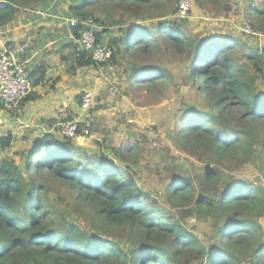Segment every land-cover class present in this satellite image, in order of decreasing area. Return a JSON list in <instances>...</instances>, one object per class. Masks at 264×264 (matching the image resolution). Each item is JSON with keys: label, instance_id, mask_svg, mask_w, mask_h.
Listing matches in <instances>:
<instances>
[{"label": "trees", "instance_id": "obj_1", "mask_svg": "<svg viewBox=\"0 0 264 264\" xmlns=\"http://www.w3.org/2000/svg\"><path fill=\"white\" fill-rule=\"evenodd\" d=\"M261 1L259 7L251 3L247 8L254 33L264 32ZM101 5L127 6L138 19L145 7H154V0H0V29L21 10L51 14L65 7L66 18L79 23L92 19L101 28L96 41L113 49L109 64L160 44L181 54L183 80L196 86L207 106L204 112L188 109L179 132L169 140L178 151L205 159L212 168H202L201 182L208 188L199 194L188 177L170 180L167 202L171 208L187 204L196 216L209 220L213 243L199 240L139 188L130 160L134 145L108 149L95 144L101 151H94L47 134L29 151L14 153L18 163L9 156L13 139L8 134L0 136V264H264V230L258 223L264 219V189L224 178L222 172L225 165L238 167L257 153L264 156V51L240 39L225 43L213 36L206 41L186 35L180 28L183 19L148 28L132 24L108 37L109 24L94 14ZM81 29L79 24L70 31L77 36ZM68 46L76 68L97 67L87 54L76 56L73 45ZM46 69L42 64L29 75L33 86L44 80ZM155 69L136 64L131 76L139 86L156 80L165 84L166 72ZM47 179L75 192L78 213L92 231L52 208Z\"/></svg>", "mask_w": 264, "mask_h": 264}, {"label": "rangeland", "instance_id": "obj_2", "mask_svg": "<svg viewBox=\"0 0 264 264\" xmlns=\"http://www.w3.org/2000/svg\"><path fill=\"white\" fill-rule=\"evenodd\" d=\"M251 3L259 7L262 1L202 0L196 2L190 0V11L184 18H179L176 15L177 0H154V7H145L138 19H133L132 15L126 11L127 6L124 5L115 9L108 7V5H101L95 9L94 14L101 21L109 24L107 28L108 37L117 36V31L120 28H126L132 24H140L148 28L160 21L171 22L183 19L184 22L180 28L182 27L186 35L206 41L209 40L210 36H213L217 40L224 39L223 42L225 43L240 39L254 48H262L264 32L256 33V35L245 33L247 26L251 29L254 24L247 11ZM117 23H120V26H116ZM95 25L97 26V24ZM116 59L104 67L105 75L107 74V77H111L112 74L116 75L122 78L123 84L112 85L114 92H106L105 95L101 96L97 107L92 111L103 108L102 102L107 96L111 95L112 101L118 98L117 96L113 97V94L124 96L121 99L125 101L124 109H128L126 114H123V109L117 105L114 107L116 110H112V112L118 114L117 116H122L119 119L125 117L132 120L137 119V123L131 124L127 123L126 119L123 121V133H132L134 139L121 138L119 132H111L114 125L109 126L104 122L98 123L93 117V126L88 133L89 135L93 134L94 139L86 135L85 139L82 138L76 142L77 145L94 151L100 150L95 144L108 149H111L112 146L118 148L134 145L136 150L134 149L130 155V160L133 163L132 168L135 170V179L139 188L154 196L161 207L170 211L176 220L199 240L212 245L214 229L210 221L202 220L196 216L192 207L187 204H184L182 208H171L167 202L166 191L170 180L181 177L191 179L197 194L202 192L204 188H208L205 183L202 185L201 170L203 167L212 168V166L205 159L192 157L178 151L169 140V137L179 132L188 109H194L197 112L205 111L207 103L204 101V95L190 80H183L184 61L181 54L172 52L164 44L144 53L133 51L132 57H117ZM136 64L154 67L156 71H165L168 76L167 82L162 84V81L156 80V83L149 86L147 83L139 86V80L131 76V67ZM142 77L144 76L142 75ZM260 88L264 89V87ZM106 102L109 103L110 99H106ZM130 104L142 109L135 114L134 109H130ZM105 112H107V117L111 118L109 115L111 111ZM102 131L108 133L101 136ZM102 140L104 141L102 142ZM16 148L17 144L12 143L9 156L20 163V158L13 155L16 153ZM222 172H224V178L227 176L228 179L243 181L264 189L263 155L259 157L257 153L250 161L244 162L238 167L235 163L225 165L222 167ZM46 186L48 200H50L52 208L63 212L68 219L77 218L80 220L83 230L92 231L90 224L80 217L75 206L76 194L70 187L52 179H47ZM258 223L264 230V219L258 220Z\"/></svg>", "mask_w": 264, "mask_h": 264}, {"label": "crops", "instance_id": "obj_3", "mask_svg": "<svg viewBox=\"0 0 264 264\" xmlns=\"http://www.w3.org/2000/svg\"><path fill=\"white\" fill-rule=\"evenodd\" d=\"M62 10L66 8H58L51 14L44 13L43 17L36 16L34 10H21L11 24L0 29V50L4 47H22L24 53L19 58L26 64L28 77L42 64L47 68L44 80L37 85L32 84L28 99L22 101L20 110L14 112L0 104V136H12V143L17 144L16 153L29 151L38 138L47 134L62 138L61 124L79 117L78 98L87 91H91L94 96L89 116L94 117L98 123L114 125L115 132L112 131L119 132L121 138L133 135L123 133L124 119L129 124L137 123V119H119L122 116L112 112L117 105L126 114L128 109H124L125 101L121 99L124 96L113 94V97H118L113 101L111 95L107 96L102 102L103 108L92 111L97 107L99 98L109 92L108 87L122 85L123 80L113 74L107 77L105 66L75 68L72 48L68 46L71 44L70 30ZM106 99H110V102L107 103ZM130 109H134L136 114L142 108L130 104ZM108 110L111 111L109 115L112 119L107 117V112L104 113ZM87 137L94 139L93 134ZM78 140L82 139L76 142Z\"/></svg>", "mask_w": 264, "mask_h": 264}, {"label": "built area", "instance_id": "obj_4", "mask_svg": "<svg viewBox=\"0 0 264 264\" xmlns=\"http://www.w3.org/2000/svg\"><path fill=\"white\" fill-rule=\"evenodd\" d=\"M190 0H177L176 15L179 18H184L190 11ZM36 16L43 17L44 12L37 9ZM68 29L81 25V30L78 31L77 36L69 31V39L76 52L85 53L91 60L100 67H103L112 59L113 49L106 43L97 44L95 33L100 29L91 19L83 22H78L74 18H66ZM245 33L256 35L248 26ZM264 40V36H263ZM264 51V43L262 44ZM22 47L13 49L4 47L0 50V104L5 105L12 111H17L22 100L31 92L32 84L27 75L26 64L19 57L23 55ZM109 92L113 91L112 86L108 87ZM93 94L91 91L82 93L79 110L80 115L77 119L71 121H64L60 126V135L63 138L76 139L77 137H84L87 135L88 129L91 126V117L89 111L92 109ZM80 133L79 126H82Z\"/></svg>", "mask_w": 264, "mask_h": 264}, {"label": "clouds", "instance_id": "obj_5", "mask_svg": "<svg viewBox=\"0 0 264 264\" xmlns=\"http://www.w3.org/2000/svg\"><path fill=\"white\" fill-rule=\"evenodd\" d=\"M36 10H37V9H36ZM36 10H34V11H36ZM27 75H28V74H27ZM28 78H29V77H28ZM29 79H30V78H29ZM30 81H31V80H30ZM31 84H32V82H31ZM22 101H23V100H22ZM21 103H22V102H21ZM11 111H12V110H11ZM70 121H71V120H70ZM88 132H89V130H88ZM88 132H87V135L89 134ZM84 137H85V136H84ZM84 137H82V136L77 137V138L75 139V142H76L77 139H79V138L82 139V138H84ZM73 140H74V139H73Z\"/></svg>", "mask_w": 264, "mask_h": 264}, {"label": "bare ground", "instance_id": "obj_6", "mask_svg": "<svg viewBox=\"0 0 264 264\" xmlns=\"http://www.w3.org/2000/svg\"><path fill=\"white\" fill-rule=\"evenodd\" d=\"M79 139H81V138H79Z\"/></svg>", "mask_w": 264, "mask_h": 264}]
</instances>
